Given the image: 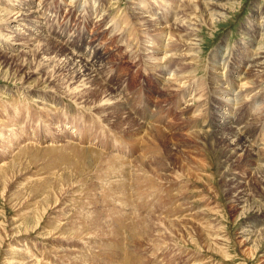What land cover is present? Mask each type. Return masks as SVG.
<instances>
[{"label": "rangeland", "instance_id": "1", "mask_svg": "<svg viewBox=\"0 0 264 264\" xmlns=\"http://www.w3.org/2000/svg\"><path fill=\"white\" fill-rule=\"evenodd\" d=\"M204 1L0 0V160H18L0 186L7 245L43 264H264V74L248 71L264 0H221L212 23ZM21 5L40 24L2 23ZM223 114L230 125L201 133ZM49 129L78 147L45 151ZM237 129L258 158L231 154ZM24 142L34 149L19 157Z\"/></svg>", "mask_w": 264, "mask_h": 264}, {"label": "bare ground", "instance_id": "2", "mask_svg": "<svg viewBox=\"0 0 264 264\" xmlns=\"http://www.w3.org/2000/svg\"><path fill=\"white\" fill-rule=\"evenodd\" d=\"M21 1H23L24 3H28V2H30V0H21ZM40 4V3H39ZM44 4V3H43ZM203 5L206 7V17H208L209 19H208V21L209 22H211V21H213V20H217V19H221V18H223L224 16H225V14H226V11L224 10V5H221V0H205L204 1V3H203ZM27 6H29V5H27ZM27 6H24V5H21V6H17L18 7V10L17 11H15V13H12V14H7V13H4V15H3V19H2V23L3 24H9V22L14 18V17H16V18H14L13 20H12V22L13 21H16V20H18V19H22V20H26V21H33V22H35V21H37V23H39L38 22V20H39V17H38V10H36L35 8H33V9H28L27 8ZM39 7V6H38ZM44 7V6H43ZM32 8V7H31ZM39 10H41V9H39ZM3 11V10H2ZM2 11H1V14H2ZM44 12V11H43ZM103 17V16H102ZM105 17V16H104ZM34 18V19H33ZM259 25H260V27H261V32H262V34H263V36H264V15L263 16H261V17H259ZM151 21H157V19H150ZM195 21V20H194ZM193 22V21H192ZM195 23V22H194ZM212 23V22H211ZM40 24V23H39ZM183 25L184 24H186L185 22L184 23H182ZM187 24L189 25V26H194L195 27V25L193 24V23H191L190 21L189 22H187ZM9 27V26H8ZM197 28V27H196ZM190 30H193V28H191ZM195 30H197V29H195ZM3 32L5 33V35L7 36V40H8V42L9 43H11L12 45H16V46H18L19 45V43H23V41H22V39H23V33L21 32V30L17 27V28H14V29H9V28H4L3 29ZM191 32V31H190ZM4 33L2 34V35H4ZM9 33V34H8ZM35 36L37 37L34 41H36V42H39V44L36 46V47H40V41L41 40H43L44 39V37H41V35L40 34H38V33H36L35 34ZM192 36H194V35H192ZM197 36V35H196ZM191 37V39L188 41V44H187V47H189V48H191V49H195V47L196 48H198L197 46H200L199 45V42L201 43V40L200 39H198L199 37ZM30 37H32V36H30ZM263 37H261L260 39H256L255 37H251V39H248L249 40V44H251V45H255L256 43H261V39H262ZM200 40V41H199ZM21 45V44H20ZM15 50H16V52H18V51H20V49H18V48H15ZM196 50V49H195ZM257 50H259V52H257V54L256 55H254V58L253 59H250V62H251V64L249 65V69H252V70H249L248 69V71H249V73H253V74H261V73H263L264 74V50L263 49H257ZM197 54H195L194 56H196ZM72 56H75L74 54H72V53H70V52H68V51H66V55H64V57H65V60L63 61V65L65 66V64H66V66L68 67L69 66V57H72ZM168 57V59H171L172 58V56H167ZM224 62V60L222 61V63ZM89 64H90V61L88 60V59H86V58H81V62L79 63V65H78V70L77 71H79V76L81 77V78H86V77H92L93 75H94V71L90 68V66H89ZM184 64H186V63H184ZM226 64V63H225ZM225 64H222V66H224ZM171 72V71H170ZM170 72H168V73H166V74H169ZM247 74V73H246ZM7 76V75H6ZM29 76V75H28ZM27 76V77H28ZM256 76V75H255ZM23 78V77H22ZM32 89L31 87H28V88H24L25 90H27V91H31L30 89ZM241 92H244L245 93V91H241ZM243 93V94H244ZM232 97H234L233 96V94L232 93H230V97L229 98H227V97H225V98H223L224 99V101L222 102V104H221V111H223L224 109H227V106H229V103H233V101L235 100V99H231ZM238 97H240L239 96V94L237 93L236 94V96H235V98H236V100L237 99H239ZM244 97V96H243ZM246 97V96H245ZM235 100V101H236ZM240 101H242V99L241 100H239V102ZM242 103V102H241ZM239 104V103H238ZM49 107H51L52 109L55 107V106H53V105H49ZM229 110V109H228ZM224 115V116H223ZM222 116V118H221V122L219 123V125H218V127L217 128H215V127H211V125L208 123V124H206L205 126H209L208 127V129H207V131H205V130H202L201 131V133H205V134H207L208 133V131L209 130H213V132H218V131H220L224 126H228V125H230V124H228L230 121H231V119H232V116L230 115V114H223ZM144 118H145V116H144ZM54 120V118H52V119H50V122H51V124H53L52 123V121ZM58 121V120H57ZM63 122V121H62ZM64 123V122H63ZM232 124H234V123H232ZM64 127H68V125H64ZM11 129H14V127H12ZM62 130H64V128H62ZM58 131V133L57 134H59V130H57ZM55 132H52L51 131V129H49V131H48V135H47V139H49V141H48V143L47 144H45V146H44V150L45 151H47V152H53V153H57L58 151H60V150H62V149H64V148H76V144L74 143L75 141V139H72L71 137H70V141H67V140H64V141H62V139L61 140H57L56 138H54V137H52V136H56L57 135ZM58 136V135H57ZM3 136L1 135V133H0V138H2ZM17 138V140H19V137H16ZM76 140H80L79 138L78 139H76ZM139 140H141V138L139 139ZM248 140V138H247V136L245 135V133H243L242 132V130L241 129H237L236 130V132H235V135L234 136H232V137H230L229 139H228V142H229V147L231 148V154L232 155H240V156H242V154L243 153H246V154H254V156L256 157V158H258V154L257 153H254V150H253V148H252V146H250L249 145V142L247 141ZM1 141L2 140H0V147L2 146V148L4 149V148H7V146L6 145H1ZM81 141V140H80ZM26 144V145H25ZM58 144V145H57ZM23 145H25L24 147H22L21 148V146H23ZM30 145H32V146H30ZM10 147H11V145H10ZM78 147V146H77ZM17 148H19L20 149V153H21V155H19V157H21V156H23V155H27L28 154V152H30V151H32L33 149H34V144L33 143H22V144H20L19 146H17ZM38 148V147H37ZM36 150V152H37V150L38 149H35ZM111 156V155H110ZM29 157H31V156H29ZM118 158H120V157H118V156H111L110 157V159L111 160H114V161H116ZM232 159L234 160L235 158H233V157H230V161H232ZM18 165V160H17V156L16 155H14V157L13 156H11V155H9V154H3L2 155V159L0 160V186H3L2 187V189L4 188V184L8 181V179L11 177V175L13 174V172L15 171V168H16V166ZM260 170H261V172L262 171H264V167L263 166H261L260 167ZM259 170V171H260ZM10 173H11V175H10ZM193 177H196V178H199V176H197V175H195V174H193ZM53 187H51L50 189H52ZM49 191V190H48ZM50 192V191H49ZM46 195H48V194H46ZM10 223V222H9ZM198 224V223H197ZM201 224V223H200ZM199 224V225H200ZM206 225H208V224H206ZM2 226V225H1ZM199 227H201V225L199 226ZM207 227V226H206ZM200 229V228H199ZM205 229V228H204ZM209 229L210 230H212L213 231V229H212V227H209ZM3 230H5V229H3ZM207 230V229H206ZM200 233H203L204 234V231H202V230H198ZM197 231V232H198ZM211 231V232H212ZM11 232H13L14 233V231H12L11 230ZM210 232V233H211ZM214 232V231H213ZM247 232H249V231H246V230H244L241 234H242V238H246V237H248V235H249V233H247ZM217 234V233H216ZM12 235V234H11ZM197 235V234H196ZM3 235L2 234H0V248L4 245V246H6L7 244H8V240L7 239H10V237L8 236V235H6V236H3V238H1ZM12 238V237H11ZM218 240H220V241H222L223 239L221 238V239H218ZM215 241V240H214ZM212 243H210L209 245H211ZM215 244L217 245L218 244V242H215ZM215 245V246H216ZM23 247V246H22ZM22 247H18V246H16V245H14V246H9V245H7V250L6 251H4V255H5V261H4V263L3 264H43V262L41 261V260H39V257L37 256V255H35V254H33L32 252H31V250H29V249H24V248H22ZM216 249V248H215ZM3 250V249H2ZM40 255V254H39ZM1 259V258H0ZM126 259H124V261H125ZM46 264V263H45ZM49 264V263H48Z\"/></svg>", "mask_w": 264, "mask_h": 264}]
</instances>
